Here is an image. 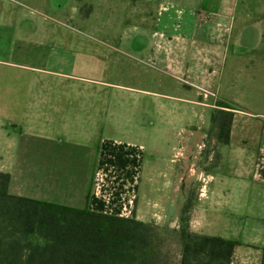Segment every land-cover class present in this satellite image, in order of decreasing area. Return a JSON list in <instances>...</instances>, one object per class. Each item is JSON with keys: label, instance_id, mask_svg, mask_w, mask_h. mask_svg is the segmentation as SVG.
<instances>
[{"label": "crops", "instance_id": "crops-1", "mask_svg": "<svg viewBox=\"0 0 264 264\" xmlns=\"http://www.w3.org/2000/svg\"><path fill=\"white\" fill-rule=\"evenodd\" d=\"M239 1L131 0V13L138 17V33L152 32L146 45L153 57L159 48L171 49L180 39L183 50L196 56L198 64H213L226 58ZM26 15L0 1V170L11 174L10 192L145 222L172 218V227L178 228L187 198L186 184L179 188L176 177L188 158L176 146L188 153L189 136L173 146L171 170H161L154 162L146 164L144 143L103 135L93 119V106L73 104L75 84L58 90L61 103L49 104L55 89H45L44 69L28 63L30 52L42 61L43 42L36 29L32 34L23 29ZM47 72L76 80L73 74ZM205 80L209 82V77ZM77 95L86 98L87 93L79 90ZM224 103L234 111L230 142L219 146L211 178L198 172L201 196L190 223L196 232L239 241L232 264H262L264 114L254 113L234 97L211 105L224 108L220 106ZM146 169L150 189L142 193ZM161 177L166 179L162 188ZM161 189L164 215L157 196L150 198Z\"/></svg>", "mask_w": 264, "mask_h": 264}, {"label": "rangeland", "instance_id": "rangeland-1", "mask_svg": "<svg viewBox=\"0 0 264 264\" xmlns=\"http://www.w3.org/2000/svg\"><path fill=\"white\" fill-rule=\"evenodd\" d=\"M0 1L14 12L25 10L35 22L40 20L49 31L39 38L48 35V41L57 42L43 43L42 61L33 58L31 52L28 60L44 69L45 89H55L49 104L61 103L58 90L65 84H75L78 91L73 104L85 102L93 106V119L99 123L102 134L144 143L148 148L146 164L154 162L161 170H171V157L176 151L173 146L180 138L189 136L188 153L181 145L176 146L188 158V165L184 163L178 169L176 182L179 188L186 184L184 206L189 205L191 222L201 196L198 172L211 178L220 158L222 143L212 122L217 108L211 104L234 97L243 100L254 113L264 114V0L239 1L226 58L213 64H198L196 56L183 50L180 39L171 49L159 48L153 57L146 45L152 32L138 36V17L131 13V0ZM67 12L74 15L70 17ZM198 31H202L201 27ZM138 38L140 43L134 44ZM198 38H202L201 32ZM206 50L203 48V56ZM47 71L73 74L76 80L68 81ZM205 77H209V82ZM58 79L64 80L58 83ZM201 86L216 92V96ZM79 90L86 91V98L77 95ZM181 154L176 153L179 158L183 157ZM148 179L146 169L142 193L150 189ZM165 181L161 177V188ZM161 190L160 194L150 195L151 199L157 196L160 200L159 208L165 196V190ZM162 209L160 213L164 215L166 209ZM171 221L167 218L149 222L156 225L157 243L165 262L179 264V227L173 228Z\"/></svg>", "mask_w": 264, "mask_h": 264}, {"label": "trees", "instance_id": "trees-1", "mask_svg": "<svg viewBox=\"0 0 264 264\" xmlns=\"http://www.w3.org/2000/svg\"><path fill=\"white\" fill-rule=\"evenodd\" d=\"M220 106L212 122L227 144L234 111ZM10 181L0 170V264H167L154 223L13 194ZM188 213L186 204L179 264H232L239 241L192 230Z\"/></svg>", "mask_w": 264, "mask_h": 264}, {"label": "flooded vegetation", "instance_id": "flooded-vegetation-1", "mask_svg": "<svg viewBox=\"0 0 264 264\" xmlns=\"http://www.w3.org/2000/svg\"><path fill=\"white\" fill-rule=\"evenodd\" d=\"M121 2H123L124 0H120ZM73 12L75 11V9H73L72 10ZM67 13H69V16L70 17H72L73 15L70 13V12H67ZM65 15H66V13H64ZM21 23H22V25H23V29H26V30H28L27 32L29 33V34H32L33 32H34V30L36 29V31L35 32H37V35L39 36V35H43V32H45V31H49V28L48 27H46V26H43V24L41 23V21L39 20H36V22L34 21V19H31L28 15H26L22 20H21ZM141 36V34H140V32L138 33V36ZM139 36V37H140ZM40 39L42 40V42L43 43H45V42H55V40L54 39H51V40H47L48 39V35H46V36H43V39L40 37ZM53 40V41H52ZM147 40V39H146ZM140 42V38H138V40H135L134 39V41H133V43L135 44V43H139ZM55 43H57V42H55ZM132 43V44H133Z\"/></svg>", "mask_w": 264, "mask_h": 264}]
</instances>
